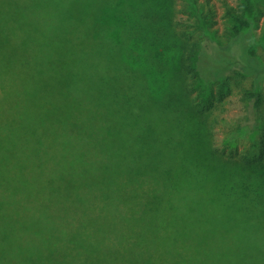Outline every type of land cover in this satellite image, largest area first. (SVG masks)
<instances>
[{
    "label": "trees",
    "instance_id": "trees-1",
    "mask_svg": "<svg viewBox=\"0 0 264 264\" xmlns=\"http://www.w3.org/2000/svg\"><path fill=\"white\" fill-rule=\"evenodd\" d=\"M260 28L264 0H0V264H264Z\"/></svg>",
    "mask_w": 264,
    "mask_h": 264
},
{
    "label": "rangeland",
    "instance_id": "rangeland-1",
    "mask_svg": "<svg viewBox=\"0 0 264 264\" xmlns=\"http://www.w3.org/2000/svg\"><path fill=\"white\" fill-rule=\"evenodd\" d=\"M262 31L263 30L261 28L260 29H256L255 31H253L251 39H252V42H254V45H255L256 51H257V59H256V61H259L257 64L264 68V40H263L264 32H262ZM206 61H209V60H206ZM103 62H104L105 67L108 69V73L111 76H113L114 78H115V75L121 74V73L123 74L124 71L128 70L125 67L123 61H103ZM138 75H140V74H138ZM151 81H152V84L151 83L149 84V86L151 87V90L154 93L158 92L160 90V88H161L162 82L160 80H158V79H155V78L152 79ZM248 82H249V80H244L243 81V83H245V84H247ZM262 85H263L262 87H263V90H264V82H263ZM134 91H135V94L139 97L137 88H135ZM2 95H3V92H2V90L0 88V96H2ZM0 103H2V102H0ZM233 109H235L236 111L238 110L236 108H233ZM225 117L227 118L226 125L228 127H230L232 130L236 129V131H234V133H233V131H230V135L229 136H224V134L219 133V137H221V139H223L224 142H226L227 140H229L231 142L234 137H238V141L240 142L241 146H244L251 138H252L251 141L254 139L256 133H252V132L250 133L249 129L241 127L240 123L237 122L238 118H237L235 112H230L228 114H225ZM152 121H154V125L153 126L150 125V123ZM156 124H158V121L150 120L146 116H143L142 119L140 120L141 127H139L138 130L135 129V132H136L137 135H139V134L145 135L146 131L148 130V128L149 127H154ZM173 128L174 127H170V132L173 131ZM225 132H227V130H225ZM129 134L133 135L131 130H129ZM179 139H180V142L184 143L185 147L188 149L189 148V146H188L189 143H188V141L186 140V138L184 137L183 134H180V138H175L173 136H170V140L172 142H176ZM205 141H206V139L203 138L202 142L204 143ZM180 148L184 149V146H181ZM127 150H128V152H127L128 156H126L127 157L126 159H129L130 157H132V155H130V153L133 150H135L136 153L137 152L140 153L141 155L145 154V153H142V151H143L142 145L134 146V147H131V148L127 149ZM180 151L184 152V150H181V149H180ZM138 153H137V155H138ZM185 153H187V151H185ZM137 155L136 156L133 155V156L136 158ZM191 155L196 157L195 154H191ZM145 158L142 157V159L140 161H143ZM149 162H150V160H149ZM151 162H152L151 163V167H152L153 170H156L158 168V166L162 167V165H159V161H157V160H152ZM235 163H236L235 159L232 158L231 159V164H229V168L232 171H234L235 174H236V172L240 173L239 170H235L234 169V167L237 168ZM180 191H181L180 192V210L183 212L184 208L181 207V206H185L188 202L192 203V198L195 199V197H193V195L189 196L190 192H189L188 186L187 187L183 186V185L180 186ZM209 208L212 210V205L211 204H209ZM188 251H189L190 254H185V255L186 256H190L193 260L197 261L198 258H197V255L195 254V251L193 249L192 250H188Z\"/></svg>",
    "mask_w": 264,
    "mask_h": 264
}]
</instances>
